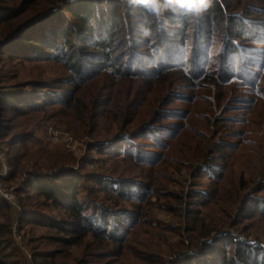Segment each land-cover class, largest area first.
<instances>
[{
    "label": "rangeland",
    "instance_id": "obj_1",
    "mask_svg": "<svg viewBox=\"0 0 264 264\" xmlns=\"http://www.w3.org/2000/svg\"><path fill=\"white\" fill-rule=\"evenodd\" d=\"M53 1L60 6L78 0ZM222 1L229 12L243 16L244 28L235 40L228 32L233 30L232 26L226 28L224 23L212 26V31L206 33L205 29L210 26L188 22L187 34L183 37L180 24L164 18L159 24V33L154 31L162 54L153 57L146 49L148 41L142 33L141 18L126 13L120 18L124 22L112 27L109 40L116 72L112 74L111 69L91 72L97 76L93 74L91 79L77 81V87L70 80V72L51 58L50 48L40 50L38 47L44 46H27L25 50H18L17 55H9L6 53L18 47L17 44L0 46V90L20 93L23 102L29 105L24 109L39 103L47 107L45 115L30 111L24 119L33 120L27 123L8 107L2 112L0 109V126L10 127L7 136L0 134V148L9 164L16 151L27 152L31 161L25 174L33 173V179L38 177L43 182L52 181L53 175H58L59 182L67 178L64 171L72 169L77 180V196L86 209L89 206L87 213L95 215L99 225L100 218L103 221L106 217L109 229L117 237L116 242L90 234L67 239L71 233L30 220V214L38 212L36 221L59 224L63 220L66 221L63 225L69 226L70 215L64 207L48 202L36 207V201L42 197L35 190L30 196L16 191L23 211L19 238L12 231L13 209L5 200V207H0V223H6L10 231L0 237L5 241L1 247L11 254L9 261L16 264L39 261L42 264H209L211 260L204 245L215 243L229 248L233 246L231 240L247 242L264 251V49H261L264 47V0ZM93 3L97 14L99 8L108 9L122 2L93 0ZM97 18L94 25L98 23ZM103 19L104 23L108 22L107 14ZM57 23L46 20L39 24L38 30L50 36L48 27L58 26ZM253 36L259 42H252ZM70 40L78 45L73 36ZM198 41L203 42L199 48L206 52L207 67L203 74L186 80L183 75L189 74L179 70L182 67L190 71V57L195 55ZM232 41L249 52L247 62L240 66V49L233 62L234 78H226V71L219 81H206V73H223L221 69L233 64V58L226 57L224 50ZM217 42L223 43V50L214 60L211 49ZM168 58L177 64L146 84L144 76H155L159 62ZM99 61L95 60L94 64L98 65ZM166 64L162 61L163 66ZM128 69L136 70L138 76H123ZM33 82L41 86H34ZM76 89L81 98L96 90L99 102L94 107L96 118H78L70 106L58 102V97L65 96L66 91ZM108 101L111 108H106ZM160 106L164 108L158 114L156 108ZM21 133H26L25 143L11 145L12 135ZM125 150L128 154H124ZM209 153L215 156L208 158ZM220 172L221 180L211 178L210 174ZM26 177L23 175L22 179ZM94 177L101 178L104 188L94 182ZM5 183L17 186L16 182ZM149 183V195L138 201L132 199L130 194L141 197L144 185ZM120 185L125 188L124 197L113 190ZM196 190L210 200H198L200 193ZM258 200L261 212L253 211ZM244 203L248 208H243ZM137 205L139 213L134 216L132 210ZM24 211L30 212L24 214ZM193 214L200 221H191ZM203 233L210 236L204 237ZM35 253L41 254V259L33 258Z\"/></svg>",
    "mask_w": 264,
    "mask_h": 264
},
{
    "label": "trees",
    "instance_id": "obj_2",
    "mask_svg": "<svg viewBox=\"0 0 264 264\" xmlns=\"http://www.w3.org/2000/svg\"><path fill=\"white\" fill-rule=\"evenodd\" d=\"M121 5L118 6H109L107 8H99L98 13L96 14L93 10V7L95 6L93 3V0H78L75 3H62L60 6L55 5L53 0H0V46L3 47H10L11 45L17 44L18 47L12 49V51H9L10 53H6L9 55H17L18 50H25L27 46H30L31 48H36L38 46H44V47H38L40 50H44L46 48H50V56L57 62L61 63L64 68H66L70 74L71 79L73 80V83L77 87L78 82L82 81L85 78L91 79L93 74L91 72H97L100 69H111L110 71H114L112 74L116 72V66L115 63L113 65L112 60V50H111V44L109 40L112 38L113 30L112 27H114L117 22H124V19H120L124 17V14H132L135 17L141 18L142 28L145 26L144 24V13L142 10H130L124 0H120ZM124 11H121L123 10ZM107 14V21L104 23V16ZM98 17V18H97ZM97 18L98 23L94 25V21ZM54 22L57 21L58 26L48 27L49 33L51 35H46L43 31L40 32L38 28L39 24L45 21ZM75 23H72L74 21ZM165 20L173 23V24H180L181 29H179V32H181V35L184 37L187 34L188 30V21L182 20L178 17H175L171 14L166 15ZM243 16L241 14H238L237 12H229L226 4L222 0H215L213 8L206 14H204L196 23L199 25L202 23L205 26H214L219 27L222 23H224L225 27L230 28L232 26V31L229 30L232 40H235V38L241 36L243 27ZM107 25L105 28L102 29L104 25ZM224 27V28H225ZM155 31V26H153ZM205 29L206 33H210L212 29ZM167 30V29H166ZM172 30V29H170ZM171 32V31H169ZM73 36L74 40L77 44L73 45L70 38ZM109 37V38H108ZM108 38V39H107ZM251 38V37H250ZM200 39V38H199ZM203 41V40H202ZM202 41H198L195 45L194 53L195 55L191 56V61H189L190 64H192V67L188 72L185 68L180 67L179 72H182L183 70L186 71V74L189 75H183V77L188 80L191 79L192 76L196 77L205 72V69L207 67V55L205 50L202 51V49L199 48L200 43L203 44ZM257 37H252V42H256ZM39 42V43H38ZM264 42V41H262ZM236 44V45H235ZM67 45V46H66ZM1 48V47H0ZM91 48V50L89 49ZM241 49V62L240 66L242 67V63L246 61V56L249 53L245 50L244 47H239L237 43H234V41L230 42V46L226 47L224 46V50L227 51L226 57H232V63H235L236 54L240 52ZM261 49H264L262 47ZM6 49H4L5 51ZM69 51V52H68ZM189 58V60H190ZM193 58H196V60L193 63ZM95 60H100L99 64H94ZM168 60V61H166ZM162 61L166 62L167 64L165 66L162 65ZM171 62H175L174 60H171L170 58L161 60L159 63V67L156 70V75L149 77L144 76V81L147 82L146 84H150L153 79H156L165 73L172 70V67H174L177 63L172 64ZM247 62V61H246ZM233 63V64H234ZM259 64V62H257ZM228 65V69H221V72L219 74L215 73H206V76L204 79L208 82H215L219 81V78H222L221 74H225L224 72L228 71V74L226 78L232 79L234 78L235 74V64L234 65ZM113 65V66H112ZM114 68V69H113ZM162 68H165L164 71H161ZM93 69V71H92ZM121 70V68H120ZM129 71L125 72V75L123 76H138L137 71L133 69H128ZM178 71V70H177ZM242 71V70H241ZM184 72V71H183ZM243 72V71H242ZM122 73V74H124ZM97 75L95 74V77ZM34 86H41L39 82H33ZM42 93L44 89L40 88ZM74 89V88H73ZM76 89L68 90L66 91L65 96L58 97V102L62 105L70 106L71 112L75 114L76 117L82 118L85 120L87 118L88 120L92 118H96L97 114L94 111V107L98 106V98L97 95L93 91L89 94H84V97H79V92ZM28 92V91H27ZM78 92V94L76 93ZM38 94V93H37ZM58 94V93H56ZM2 96V97H1ZM57 96V95H56ZM0 109L1 112L5 110L7 107L10 109V111H14L16 115H20L22 118V121H25L27 123L28 121L31 122L33 120L32 118L24 119L27 117V114L30 115V111L33 113H43L46 112L47 107H43L40 105H44V103H39L32 107L30 105L29 109L27 108L29 105L23 102L22 98L20 97V93H14V91L7 92V91H1L0 90ZM47 99H50V97H47ZM37 99V98H35ZM103 99V98H102ZM52 100V98L50 99ZM107 100H104V102ZM48 103H51L50 101ZM108 103H106V108H108ZM10 104V105H9ZM33 105V104H32ZM105 106V105H104ZM52 105L48 108H51ZM109 108H111L109 106ZM164 107L160 106L158 109L156 108V111H158V114H161L162 109ZM49 110V109H47ZM108 110V109H107ZM48 112V111H47ZM46 113H43L45 115ZM52 113L50 112V116ZM73 114V115H74ZM26 116V117H25ZM29 122V123H30ZM0 134L7 136V133L10 130L9 125L3 124L0 126ZM94 129V128H93ZM92 129V130H93ZM26 133H21L17 135H12V141L11 145L19 144L22 146L24 142ZM124 154H128V152H124ZM223 155V154H222ZM206 157V154L204 155ZM215 155L213 153H209L207 156L208 158L214 157ZM131 157V156H130ZM204 157V158H205ZM135 158V157H134ZM137 160V159H136ZM31 159L29 158V154L24 151H16V153L10 158V165H11V171L9 176L5 179L6 182H16V191L24 193L28 196L30 192L35 190L36 194L38 196L42 197V200L36 201L35 204L36 207L46 205V202H48L51 205H60L61 207H64L65 211L68 215H70V219L67 221V224L69 226H65L63 224H66V221L60 220V223H48V221H36L35 217H37L36 214H40L38 212H35L32 215V219H30L32 222L44 225V226H51L54 228H57L62 233H71L67 239H73L74 236H78L82 234L81 236H87L90 234L91 236L98 237L100 239L107 238L111 239V241L116 242L117 237L116 233L109 229L110 223L107 220L106 217L100 218L101 224H97L95 221V215L92 217L90 213H87L89 210V206L86 209V205L82 202V200L77 196V189H76V176H74L73 170L68 169L64 171V174L66 173L67 178H61L59 182L56 180H59L58 175H53L52 181H41L38 177L32 178L33 173H27L25 174V170L27 166H29V162ZM38 174V173H35ZM28 176L26 179H22V176ZM222 172L219 174H210L211 178L213 180L222 179L221 177ZM95 178V179H94ZM94 182L100 183L102 185V180L99 177H94ZM23 180V181H22ZM120 182V181H119ZM238 186V185H237ZM144 191L143 195L141 197L135 196L132 194V199H135L136 201L142 200L144 196L149 195V189H151V184L144 185ZM239 187V186H238ZM238 187H236V190H238ZM101 188H104L102 185ZM116 192H119L124 197L125 194L122 192L125 188L120 185L117 187H114ZM221 189V187L218 189ZM107 190V189H105ZM112 190V189H109ZM214 190V188H213ZM200 193L198 196V200L203 199L204 200H210L207 199L208 197H205V195L201 194V191H195ZM215 193V190H214ZM121 196V195H119ZM211 196V195H210ZM233 199L234 197L231 196ZM22 198L20 197V200ZM128 199V197H127ZM0 207H5L6 202L2 200L0 202ZM95 204V203H94ZM243 208L246 207V204L244 203ZM254 209L253 211H259L261 212L260 207V200L255 201L254 203ZM138 205L136 206V209L132 210V214L134 216H138L137 210ZM92 209V208H91ZM243 211V209H241ZM252 211V212H253ZM23 212V211H22ZM27 212L30 211H24V214H27ZM40 216V215H38ZM9 217L6 215L5 220L8 221ZM191 221L197 222L200 221L197 216L194 214L192 215ZM22 219L21 216L19 218V225H22ZM7 224L6 223H0V237L2 235H5L7 231L6 229ZM196 228V226H195ZM194 228V229H195ZM201 230V229H200ZM82 232V233H81ZM202 234V233H201ZM200 234V235H201ZM204 237L210 236L209 233H203ZM5 241L3 239H0V264H16V261H9L8 258H10L11 254L9 252H5L4 247H1L2 244H4ZM233 246L232 247H219L215 243H208L205 244L204 247L207 250L209 264H264V251L260 250L258 246L251 245L247 242L242 241H232ZM41 254L35 253L32 255L33 258L41 259ZM191 259L188 261L190 262ZM35 264H42L41 261Z\"/></svg>",
    "mask_w": 264,
    "mask_h": 264
},
{
    "label": "clouds",
    "instance_id": "obj_3",
    "mask_svg": "<svg viewBox=\"0 0 264 264\" xmlns=\"http://www.w3.org/2000/svg\"><path fill=\"white\" fill-rule=\"evenodd\" d=\"M127 7L132 10H142L144 15V24L142 33L148 43L146 49L153 57L162 54L158 48V39L154 35L159 33V24L166 15L171 14L188 22H198V20L208 13L214 6L215 0H124ZM223 50V43L217 42L211 49V56L215 60Z\"/></svg>",
    "mask_w": 264,
    "mask_h": 264
},
{
    "label": "built area",
    "instance_id": "obj_4",
    "mask_svg": "<svg viewBox=\"0 0 264 264\" xmlns=\"http://www.w3.org/2000/svg\"><path fill=\"white\" fill-rule=\"evenodd\" d=\"M10 171L11 165L5 156V152L0 148V197L13 209L14 219L12 223V231L15 237L19 238L18 225L22 208L19 199L16 196V186H9L5 183V179L9 176Z\"/></svg>",
    "mask_w": 264,
    "mask_h": 264
}]
</instances>
